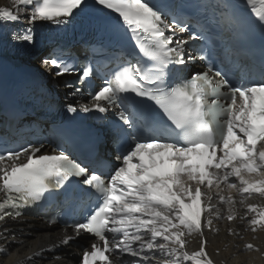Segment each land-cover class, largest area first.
Listing matches in <instances>:
<instances>
[{
  "label": "snow or ice",
  "instance_id": "1",
  "mask_svg": "<svg viewBox=\"0 0 264 264\" xmlns=\"http://www.w3.org/2000/svg\"><path fill=\"white\" fill-rule=\"evenodd\" d=\"M89 12L98 31L127 43L98 41L84 61L49 52L41 63L54 78L77 77L64 81L68 97L87 96L67 114L111 115L114 158L94 149L80 160L59 131L0 136V264H58L57 250L83 236L79 264H226L207 250L221 225L233 256L264 260L252 242L264 243V45H252L264 38V0H11L0 39L35 45L38 23L63 30ZM97 60L107 61L103 75ZM197 61L202 71L183 74ZM33 208L62 226L20 259L25 230L9 225Z\"/></svg>",
  "mask_w": 264,
  "mask_h": 264
},
{
  "label": "bare ground",
  "instance_id": "2",
  "mask_svg": "<svg viewBox=\"0 0 264 264\" xmlns=\"http://www.w3.org/2000/svg\"><path fill=\"white\" fill-rule=\"evenodd\" d=\"M0 7H11V0H0ZM32 66H36L37 68H41L39 64L36 62L30 63ZM27 223L20 225V224H12L10 225L14 229L23 228L25 230L23 240L25 247L21 248L18 258L22 259L24 255L27 254L29 249L35 250L37 246L47 245L52 240H55L57 235L60 233V229L57 227L48 228L43 223L35 220L26 219ZM28 224H31L32 227L29 228ZM45 233H50L51 238L49 236L44 235ZM17 235H20L17 232ZM245 235V240H251V236L247 233ZM209 240L211 243L208 244L207 250L209 252L215 251V249L219 248L220 254L219 256L214 255V259L217 261L224 260L226 264H238L239 261L247 262L249 260L254 261V264H264V260H262L257 253H246V252H239L233 256L235 250L232 248L233 238L226 235V232L223 230V226L221 225V232L216 235L215 237L209 236ZM253 243L257 244L258 246L264 247V243L261 242L260 239L256 241H252ZM227 245V247H225ZM17 246L15 244H10V250H15ZM195 247V244L189 245V250ZM79 251L75 248L70 246L60 248L57 250V255L63 257V260L59 261L58 264H79L78 260V253ZM51 255L49 254V259H51ZM43 264H47V261H44Z\"/></svg>",
  "mask_w": 264,
  "mask_h": 264
},
{
  "label": "water",
  "instance_id": "3",
  "mask_svg": "<svg viewBox=\"0 0 264 264\" xmlns=\"http://www.w3.org/2000/svg\"><path fill=\"white\" fill-rule=\"evenodd\" d=\"M47 49H44L43 52H45Z\"/></svg>",
  "mask_w": 264,
  "mask_h": 264
}]
</instances>
